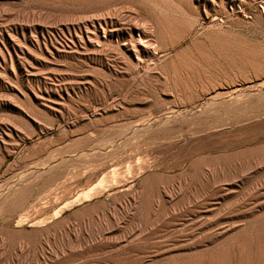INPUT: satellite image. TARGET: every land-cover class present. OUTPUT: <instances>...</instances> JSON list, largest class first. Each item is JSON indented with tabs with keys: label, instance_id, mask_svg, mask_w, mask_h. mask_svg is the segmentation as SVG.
Instances as JSON below:
<instances>
[{
	"label": "rangeland",
	"instance_id": "1",
	"mask_svg": "<svg viewBox=\"0 0 264 264\" xmlns=\"http://www.w3.org/2000/svg\"><path fill=\"white\" fill-rule=\"evenodd\" d=\"M70 1L0 0V264H264V0L185 2L194 11L176 14L189 33L129 72L116 50L94 59L72 41L65 23L87 11ZM112 1L124 15L152 4ZM206 33L255 61L212 53L191 103L163 89L155 65L195 54L191 42L206 46ZM49 45L58 50L45 53ZM146 153L155 159L130 176ZM150 173L155 199L143 184ZM87 188L99 192L54 213Z\"/></svg>",
	"mask_w": 264,
	"mask_h": 264
},
{
	"label": "bare ground",
	"instance_id": "2",
	"mask_svg": "<svg viewBox=\"0 0 264 264\" xmlns=\"http://www.w3.org/2000/svg\"><path fill=\"white\" fill-rule=\"evenodd\" d=\"M111 1L112 0H71L70 1L71 3H74L75 5L76 4L79 5L82 8V10L87 11V14H88V10H92L94 13L91 12L92 14L89 13L90 15L89 14L83 15L84 13L82 14L80 11V13L82 15L80 13L79 14L81 16L79 14L76 15L78 12L74 13L73 14L74 18L73 17L72 18L69 17V18L74 19L76 21V22H74L75 24H70V25L67 24L66 25V23H65V30L67 29L69 31L68 34L70 35L72 41H76L77 43H79L80 46H82L84 51L87 50L85 53H87V56H89L91 58L97 59L102 54H105L107 56L108 55L107 53L114 52L116 50L114 52V54L112 53L111 55H114L113 58L115 60L121 61V63L123 64L124 70L127 72L131 71V69H133L135 67L140 66L144 57H150V56L154 55L155 53H157L158 51H166V50L170 49L172 46L177 44L182 38H184L189 33V31L192 27L191 23L187 22V20H184L183 17L176 14L178 11L180 13V11L183 10V9H181L182 8L181 5L187 4L185 2H187V1L190 2L189 0H185V1L184 0H182V1L181 0H175V1H178L179 5L177 3H175V1H173V0L172 1H170V0H144L145 2L152 1L151 5H149V6L146 5V6H148V7H146L147 9L145 8L146 10L141 8L139 5L136 10L134 9L135 11L132 14L126 13V15H124L125 13L121 14L119 12L114 11V9H112V7H110ZM137 1L138 0H136V2ZM148 3H150V2H148ZM135 4H134V6H135ZM143 4H146V3H143ZM112 5H113V3H112ZM190 5H188V9L194 11L193 9L195 6L193 7ZM203 11L206 12L205 10H203ZM212 36L213 35H211V33H206L204 35L206 46H204L202 48H200L197 45L198 41L194 43V40H193V42H191L192 48L195 47V50H196L195 54H191V51L189 54L188 52H186V49H182V50L172 54L171 56H168V58H165L161 65H158V66L155 65V67L157 68V71L155 70L156 74L158 76L161 75V77H164V81L161 84L163 89H170L173 92H175V94H177L179 92V94H181L185 97L186 101L191 102V99L193 98L195 92L197 91V89L195 88V84L193 82L196 80H199L200 77H203V79L204 78L208 79L210 77L211 72H210L209 68L211 67V64H210L211 58L210 57H211L212 53L215 52L224 61L225 60H233V61H238L240 63H249L251 61H255L254 56L247 54V52L241 47H238V46L233 45V44H229L230 42L228 43V41L225 40L226 38L220 39V38H216V37H212ZM118 37H120L122 39V43L118 42L120 40V39H118ZM112 41H115L114 46H111L109 44ZM121 48H123V49H121ZM20 49L21 48H19V51H21ZM57 50H58V48H56L54 45H49L48 47L44 48L45 53H48L50 55L54 54L55 51H57ZM76 50H77V48H76ZM117 50L121 53L117 52ZM81 52H82V50H81ZM21 53L30 57V55H29L30 52L28 53L25 51V52H21ZM163 53L168 54L167 52H163ZM12 60L17 62L18 61L17 56L14 57ZM200 61L205 64L206 69L203 70V67L201 65H200L201 67L199 66ZM149 72H150L149 68L145 69V73H149ZM203 84H204V82H203ZM200 88L202 90L201 86H200ZM204 88L205 87H203V89ZM136 132H137V130H136ZM260 149H262V148H260ZM153 150H154V148H153ZM155 150H156V148H155ZM142 154H140V156H138L136 158L137 159L136 162L131 161V162H134L135 164L134 165H133V163L131 164V166L132 165L133 166L130 168V172H131V174H129L130 176L136 175L139 172L143 171L145 168L149 167L151 162L155 159L154 155H151V154L148 155L147 153H146V155L145 154L142 155ZM199 166L201 167L200 161L195 160L194 162L191 163L190 167L196 170L199 168ZM104 169H107V167ZM108 171L111 172L112 175L116 174L115 173L116 170L113 167L108 169ZM119 174L121 175V173H117V175H119ZM123 178H125V177H123ZM116 179H118V178L116 177ZM121 180L122 179L119 178V180H116L115 182H120ZM157 180H158V174H156V173H150L147 177H145L143 179V184H145V186L148 188L147 194L151 198H153L156 195V188L155 187L157 185ZM115 182H113V183H115ZM84 190H82V191H84L82 194L78 193L77 195L73 196L70 200L64 201L60 205V207H59L60 209H58V208L55 209L54 213L57 214V212H59L63 208L68 207L69 205L79 203L80 201L85 200V199H90L91 197L98 194V192H99L98 190H95L93 188L92 189L87 188V190L86 189H84ZM57 192H58V194H54L55 193L54 192L52 196H50V194H48L49 195L48 198L45 196L47 199L45 198L46 202L45 201L44 202L47 205L49 204V206H51V204L59 201L65 193L62 194L63 191L62 192L57 191ZM59 192L61 194H59ZM25 194H27V192H25ZM262 194H263V192H262ZM259 196H260V194H259ZM9 198L11 199V197H9ZM151 198H150V200H151ZM10 199H9V201H10ZM63 199H65V198H63ZM154 199H155V197H154ZM154 199H152V200H154ZM22 200H23V198L18 196L17 198H13V200H11V202H7V203H9L7 206L8 210L14 208ZM31 206L33 207L34 205H31ZM31 206H29L28 208H31ZM148 206H150V205H148ZM7 207H6V210H7ZM44 208H45V206H44ZM32 209H34V208H31V211H32ZM26 210H28V209H26ZM84 210L85 209H83L81 211H77L76 213L77 214H78V212L81 213ZM165 210H166V208H165ZM23 212H26V211H23ZM23 212H21V213H23ZM29 213H30V215L28 214V212H26V213H23L22 215H19L18 217H16L17 218V219H15L16 222L17 223L22 222L28 216H31V214H33L30 212V210H29ZM161 213H163V212H161ZM156 217H157V215H154L153 218H156ZM13 230H15V229H13ZM17 231H15V233ZM217 231H219V230H217ZM32 232L35 233L36 231L33 230ZM151 232H152V230H151ZM249 251H250V249H249ZM188 259H190V258H188ZM244 259H245V257H244Z\"/></svg>",
	"mask_w": 264,
	"mask_h": 264
}]
</instances>
